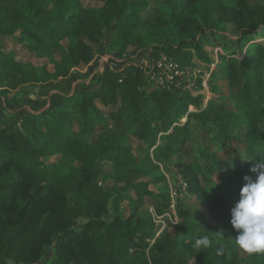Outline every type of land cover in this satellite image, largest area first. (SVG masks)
Instances as JSON below:
<instances>
[{"label": "trees", "instance_id": "1", "mask_svg": "<svg viewBox=\"0 0 264 264\" xmlns=\"http://www.w3.org/2000/svg\"><path fill=\"white\" fill-rule=\"evenodd\" d=\"M229 23L234 35L226 36ZM107 30L111 48L121 53L148 38L155 41L152 59L194 67L196 57L206 66L197 90L205 72L212 94L223 77L234 90L232 106L220 95L204 103V94L188 90H148L142 68L129 62L97 74L95 83H81L54 109L1 122L0 264H41L48 249L53 256L42 264H143L145 251L150 264H241L232 242L213 235L216 227L190 220L179 206L177 222L166 217L172 199L164 176L154 174L159 167L153 160L181 153L193 130L215 142L242 143L248 165L264 160V0H162L153 6L149 0H105L99 7L82 0H0V35L16 37L37 58L53 61L52 72L19 61L0 42V95L88 67ZM65 40V53L56 60L54 51ZM205 46L221 49L215 66L207 64ZM96 125L104 134L88 142ZM241 130L242 140L235 136ZM129 137L141 142L135 158ZM204 154V160L176 161L173 167L217 226L236 235L229 222L233 203L206 190L215 168ZM51 156L58 160L45 167ZM142 176L159 190L152 191ZM108 181L106 189L102 183ZM148 197V217L122 216L123 202L136 214L147 211ZM159 218L164 227H156ZM76 220H83L79 229L73 228ZM202 235L211 244L196 249L194 239ZM253 259L264 264V253Z\"/></svg>", "mask_w": 264, "mask_h": 264}, {"label": "rangeland", "instance_id": "2", "mask_svg": "<svg viewBox=\"0 0 264 264\" xmlns=\"http://www.w3.org/2000/svg\"><path fill=\"white\" fill-rule=\"evenodd\" d=\"M162 0H149L150 6L156 5ZM263 0H251V3H257L260 4ZM105 0H82L83 5L87 7H99L103 5ZM18 36V34H15ZM224 35L230 36L234 35V29L233 25L231 23L226 25V30ZM113 39V34L111 33V30H107L105 34L103 35V38H101L99 42V46L97 49H95V59L87 66L74 68L71 72L70 77H67L64 82L62 80L60 82L55 81H48L45 83H38V84H27V85H21L20 90L18 93H15L14 95L9 96L7 92H3V95H0V97H3L5 101L8 102H17V106H21V104L28 105V101H26L27 94L34 93L38 96V99L36 98V102H42L39 109H36L34 111H40L44 112V110L52 108L54 109L56 106L57 101L60 99H65L66 96H70L71 93V83L72 82H79L89 76V71H92L93 69L97 68L98 63L103 59L107 58L110 55H114L118 60L123 59L122 62H118L114 69H119L128 64L129 62H133L134 64L140 66L141 68H144V66L149 63L152 60L151 57V48L155 44V41H152L148 38H144L145 41H143V45L140 47L131 45L127 48V50L124 53H121L119 51H115L111 48V41ZM0 42L4 45L5 51H10L14 53V56L19 61L24 62H31L36 66L45 67L48 71L53 70V61L46 59V58H37L34 56L33 53H30L27 51V49L22 46L17 40L16 37H4L0 35ZM67 41H63L61 43V46L59 48H56L54 51V58L56 60H59L60 56L65 53V48L67 47ZM205 50H207L210 53V61L207 64H210V66H215L217 63V52L221 51V49L218 46H205ZM217 50V52H216ZM54 59V60H55ZM111 60V59H109ZM108 60V61H109ZM104 62L103 69L104 71L109 67L108 62L102 60ZM194 65L201 71L204 70L206 67L204 62L199 61L196 57L193 59ZM199 62V63H198ZM88 68V69H86ZM143 71V69H142ZM203 75V81L201 82L202 88L200 90H197V86L193 88L191 91L192 94H204V103L206 100H208L210 97L218 96L220 95L225 102L231 107L232 106V98L231 95L233 94L234 90H231L227 87L225 79L223 77H218L215 80L217 89L213 94L210 92L212 90V86H208L206 81L209 76V72H205ZM200 76V75H199ZM198 77V76H197ZM59 80V79H58ZM72 81V82H71ZM92 82V81H90ZM96 80L94 79L93 83H95ZM81 83V82H80ZM84 84V83H82ZM153 86V84L151 83ZM95 86L92 85V87ZM91 87V88H92ZM52 92L53 95V101L49 104L46 103L48 101V97L50 95V92ZM77 91V90H76ZM12 93V91H11ZM58 97L60 98L58 100ZM22 100V103L20 102ZM24 102V103H23ZM2 107L0 106V112ZM106 110H109L106 109ZM39 112V113H40ZM16 116L11 113L10 116H7L6 119L7 122H11ZM78 119H81L80 114ZM5 119V120H6ZM184 121V120H183ZM3 122V121H1ZM0 122V123H1ZM104 134V130L101 128L100 125H96L95 131L88 136L85 137V139L88 142H95L97 141L102 135ZM239 136V138L242 140L244 138L243 130L240 131L239 134L235 133V136ZM119 136L116 134L115 138H118ZM129 142L131 146L133 147V156L135 158L136 151L135 149L138 148L141 144V142L137 141L135 138L129 137ZM208 152L210 154V157L206 159L207 164L213 166L215 168L214 174L210 177V180L208 184L206 185V190L209 194L217 193V194H224L226 195V198L231 202L235 203V201L238 199L239 189L243 183L242 177L245 175H248L255 179L256 174L250 171V168L253 165H248V159L244 155V145L237 140H232L229 142H215L212 141L206 137L204 134L200 133V130H193L192 135V142L187 145L186 149H184L181 153L173 155L170 159L164 160L163 162L154 161V164L158 165L157 171H155L156 175H162L165 178V185L169 191L174 192L172 198V205L169 208V211L166 213V217H168L172 222H177L176 218V211L177 207L181 208L182 210H187L189 213V219L190 220H196L201 222H206L210 227H216L217 231L214 232V236L223 237L226 239H229L232 244L236 247L238 255L240 257L241 264H258V262H255L253 259L254 254H249L241 249H239L234 242V238L237 235H234L230 230H227L223 227L217 226L216 222L213 221L207 211L204 203L202 201H199L196 199L194 195H191L186 192L182 180L180 179L179 175L177 174V170L173 167L174 163L176 161H181L184 163H187L191 161L192 159H205L204 153ZM58 160V156H51L47 159H44L43 163L46 166H49L52 163H55ZM139 180L143 181H149L150 185L149 188L157 192L159 190L158 185L153 183L151 178L149 176H142L139 178ZM100 182V180H99ZM101 183V182H100ZM112 184V181H108L105 183H102V186L104 188H109ZM147 202L149 203L145 208L147 211H141L136 214L132 211L131 206L125 201L121 204L122 208V216L124 218H127L129 216H134V221L137 218L140 217H148V215L153 212L152 207L150 206L152 200L148 197L146 198ZM178 204V205H177ZM174 205V207H173ZM110 214H113L112 208H110ZM83 220H76L74 222L73 228L79 229L82 226ZM156 227H164L165 221L163 219H156L155 221ZM171 235H173L174 230L170 229ZM152 243V242H151ZM53 256L52 250L48 249L46 253L43 255L41 259V264L48 261ZM142 260H144L143 264H150L149 255L147 251L143 252L141 254ZM259 261V260H257Z\"/></svg>", "mask_w": 264, "mask_h": 264}, {"label": "clouds", "instance_id": "3", "mask_svg": "<svg viewBox=\"0 0 264 264\" xmlns=\"http://www.w3.org/2000/svg\"><path fill=\"white\" fill-rule=\"evenodd\" d=\"M250 171L255 179L245 175L239 189L238 199L230 208V224L237 232L235 245L249 253H264V160L257 161ZM207 235L194 239L196 249L209 247Z\"/></svg>", "mask_w": 264, "mask_h": 264}, {"label": "built area", "instance_id": "4", "mask_svg": "<svg viewBox=\"0 0 264 264\" xmlns=\"http://www.w3.org/2000/svg\"><path fill=\"white\" fill-rule=\"evenodd\" d=\"M102 60L108 62V66H109L108 68L114 69L113 67H115L118 62H122L123 59L118 60L114 55H110L108 59L103 58ZM102 60L98 63L97 68L93 69L92 71H89V76H87L86 78H84L79 82L71 83L70 95L76 90V88L81 83L88 84L90 83L91 80L94 79V77L97 74H102L104 72L103 69L104 62ZM142 69H143V74L145 76V80L148 85L147 86L148 90H153V89L192 90L196 86L195 84L196 78L197 76H199L200 73V70L195 66L180 67L179 64L176 63L174 60L168 59L166 57H162L158 60L152 59L149 65L146 64ZM151 83L153 84V86L151 85ZM174 194H175L174 192L170 191L171 199L173 198Z\"/></svg>", "mask_w": 264, "mask_h": 264}, {"label": "crops", "instance_id": "5", "mask_svg": "<svg viewBox=\"0 0 264 264\" xmlns=\"http://www.w3.org/2000/svg\"><path fill=\"white\" fill-rule=\"evenodd\" d=\"M216 52H217V50H216ZM71 73L72 72H70V74H69V76L68 77H70V75H71ZM67 78V77H66ZM66 78H64L63 80L65 81V79ZM62 79H59V80H57L56 82H60ZM62 80V82H64ZM72 82V81H71ZM226 82V81H225ZM227 85V84H226ZM20 88L21 87H18L17 89H15V90H11L12 91V93H11V91H10V93H8V95L9 96H11V95H14L15 93H18L19 91H21L20 90ZM52 92H54V90H52L51 92H50V95H49V97H48V101H46V103H50V102H52L53 101V95H52ZM27 100L26 101H28L29 99V101H28V105H22L21 104V106H17L18 105V103L17 102H14V101H12V102H8V101H5V99L3 98V97H0V106L2 107V109H1V112H0V122L1 121H5V119H6V117L7 116H10L11 115V113H13L16 117L14 118V119H16V121H18L19 122V117L21 116V115H23L24 113H26V112H31V113H34V114H38L40 111H34V110H36V109H39V107L41 106V103L42 102H36V98L38 99V96L36 95V94H34V93H29V94H27ZM60 98L58 97V100H59ZM20 102L22 103V100H20ZM58 102V104L56 103V106H60L61 104H62V99H60L59 101H57ZM24 103V102H23ZM7 120V119H6ZM182 182V181H181ZM184 185V184H183ZM184 188H185V186H184Z\"/></svg>", "mask_w": 264, "mask_h": 264}]
</instances>
